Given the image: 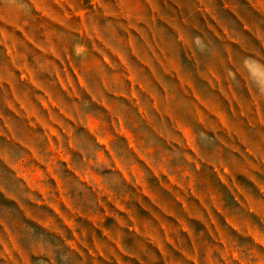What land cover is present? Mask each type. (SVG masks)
Wrapping results in <instances>:
<instances>
[{"label":"rangeland","instance_id":"obj_1","mask_svg":"<svg viewBox=\"0 0 264 264\" xmlns=\"http://www.w3.org/2000/svg\"><path fill=\"white\" fill-rule=\"evenodd\" d=\"M0 264H264V0H0Z\"/></svg>","mask_w":264,"mask_h":264},{"label":"crops","instance_id":"obj_2","mask_svg":"<svg viewBox=\"0 0 264 264\" xmlns=\"http://www.w3.org/2000/svg\"><path fill=\"white\" fill-rule=\"evenodd\" d=\"M101 12L103 13V10ZM81 32H82V30H81Z\"/></svg>","mask_w":264,"mask_h":264}]
</instances>
